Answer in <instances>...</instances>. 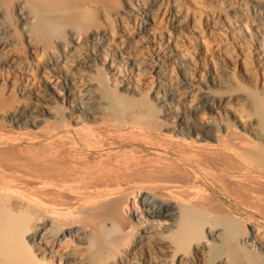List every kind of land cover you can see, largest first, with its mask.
I'll use <instances>...</instances> for the list:
<instances>
[{
    "label": "bare ground",
    "instance_id": "obj_1",
    "mask_svg": "<svg viewBox=\"0 0 264 264\" xmlns=\"http://www.w3.org/2000/svg\"><path fill=\"white\" fill-rule=\"evenodd\" d=\"M168 1L0 0V264H87L98 245L88 264H106L135 244L122 233L146 223L143 260L166 264L173 252L178 264H198L207 251L223 254L221 229L241 235L228 201L264 212V136L235 114L225 73H208L194 103L198 87L174 45L156 57L158 72L177 63L181 78L149 100L119 74L124 64L148 72L132 45L148 41L166 3L172 33L183 31L180 4ZM221 1L235 15L246 2L256 22L264 13V0ZM114 14L140 23L124 26L127 41L110 35ZM103 74L118 84L107 88ZM219 113L226 123L214 122ZM133 199L141 212H129ZM249 229L245 239L261 235Z\"/></svg>",
    "mask_w": 264,
    "mask_h": 264
},
{
    "label": "rangeland",
    "instance_id": "obj_2",
    "mask_svg": "<svg viewBox=\"0 0 264 264\" xmlns=\"http://www.w3.org/2000/svg\"><path fill=\"white\" fill-rule=\"evenodd\" d=\"M122 1L123 0H102L104 4L101 2L99 6L120 7L123 5ZM138 1L142 4L146 0ZM173 1H176L175 4L177 5L180 4L178 8L181 10L180 14L184 21L183 31L177 35L172 33L171 26L167 20L169 19V11L172 8L167 7L166 3V6L162 9L155 21L154 35L152 34L145 43H133L132 46L134 47L132 50L130 49L133 57L136 56L135 58H141L140 60L142 61V65L149 69L148 72L138 73L135 69L130 68L129 64H124L119 68V74L122 73L121 75L123 78L130 81V83L132 82L133 85L135 84L134 86L141 89L145 97L149 100L151 96H154V91L160 87V84L165 85L168 84V82H174L175 80H179L181 78L178 74L177 63L170 66L168 68L169 71L158 72V64L160 63L156 61L159 58L158 56L165 52L169 46L174 45L177 48V53L179 54L178 57L182 61L189 64V73L187 74L189 82L191 84H195L196 88L198 87V90L195 91V95L193 94V96H195L194 99L193 96L191 98L193 103L196 101V94L202 87L203 81L208 73L213 75L225 73V78L229 83L230 89L238 92L234 99L235 105L233 109L237 110L242 107V105L247 106V113H252L253 117L249 118L241 116L243 115L242 109L237 110L238 112L235 110V114L238 113V118L245 120L244 123L247 127L251 126L250 128H252V130L254 127L255 129L257 128L264 136V61L261 54L264 52V13L261 15L262 17L259 22H256L253 19V16H250L251 13L248 11L250 9H247L249 7L246 5V2H242L240 7H238L239 12L235 15V12L230 10V7H225L226 4L221 0H169L168 2L173 5ZM244 4L246 6H244ZM222 9H225L226 11H223ZM106 20L110 23V29L116 30L111 31V37L114 35H121L120 37H124L121 38L122 42H124V40L127 41L128 37H130L129 32L124 29V26H137L140 24L136 20L131 22L124 20L122 17H118L115 14L107 15ZM214 21H216V23ZM119 47L123 48V44L120 43ZM156 69L157 71H154ZM4 75L5 74H1L0 77L3 78ZM103 76L106 77L104 82L107 88L118 84V75L112 77L110 74H103ZM9 78H11V76H9L8 79ZM13 79H16L15 76ZM23 80H19V86H21L22 83L23 85H30V81L33 85L34 83H37L36 81H32V77L29 78L27 82ZM161 82H163V84ZM128 103H131V101ZM128 103L126 102V104ZM250 108L252 112L250 111ZM247 113L245 112V114ZM213 119L217 125L227 122L226 118L221 113L213 116ZM263 144L264 142H262V145ZM159 194H162V192H159ZM136 202V199L132 200V208L129 209V212H141V209H139ZM227 203L232 205L231 207L236 214V217L238 218L237 222H239L240 225L239 233L243 236L241 237V235L238 234V238L233 237L232 232H228L231 227L229 228V226L226 225L229 228H227V231L221 229L222 234L220 232L221 230L217 231V235L221 234L219 239L223 243V247H221V252H223V254L220 257L213 259L211 251H207L208 256L206 255L205 258L199 259L198 264H213V261L214 264H247L246 261L244 262L238 259V257H241L239 256L240 253L242 255L249 254L252 256L253 260H259L258 264H261L264 262V255L259 250V247L260 243L264 242V212L254 207L233 205L229 201ZM147 225L148 223L144 224V227ZM253 226L262 230L260 232L261 235L259 234L257 238L253 239V237L256 236L251 234L250 238L245 239V235L251 232L249 228H252ZM207 227L208 225H206L203 230L204 234L209 229H207ZM143 228L141 227L140 229V227H136L131 231L128 230L126 233H122L123 237L134 234L135 244L126 247L117 254L116 258H108V264H157L152 261H148V263L146 260H143V258H141L138 254V251H136L139 247V243L141 242L139 234L142 233ZM231 231L233 230L231 229ZM259 236L260 238H258ZM39 240L40 239H38V241ZM259 240L261 242L258 243ZM235 241L237 243H235ZM209 243L210 241H208V237H205L201 241V245H208V249L210 248ZM224 246L227 248H224ZM235 246L238 251H233L236 250ZM98 248L99 245L89 249V251H85V256L88 257V259L85 260L87 261V264L92 261L91 258H95ZM249 248L250 250L248 251ZM225 249L227 251H225ZM244 249H246V253ZM172 250L174 251V249ZM179 256L180 254L174 255V253L171 252L169 256L165 258V263L178 264ZM237 259L240 262L236 261Z\"/></svg>",
    "mask_w": 264,
    "mask_h": 264
}]
</instances>
